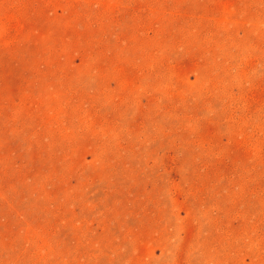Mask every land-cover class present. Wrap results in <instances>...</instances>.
<instances>
[{
    "label": "rangeland",
    "instance_id": "1",
    "mask_svg": "<svg viewBox=\"0 0 264 264\" xmlns=\"http://www.w3.org/2000/svg\"><path fill=\"white\" fill-rule=\"evenodd\" d=\"M0 264H264V0H0Z\"/></svg>",
    "mask_w": 264,
    "mask_h": 264
}]
</instances>
